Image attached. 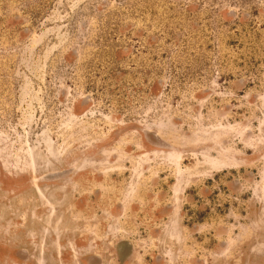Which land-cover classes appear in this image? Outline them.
<instances>
[{
  "label": "rangeland",
  "instance_id": "1",
  "mask_svg": "<svg viewBox=\"0 0 264 264\" xmlns=\"http://www.w3.org/2000/svg\"><path fill=\"white\" fill-rule=\"evenodd\" d=\"M227 9L233 19L224 24L219 14ZM0 55L7 71L0 85V252L20 248L34 256L30 263L58 264L56 243L71 242L76 258L101 246L109 262L106 251L119 224L109 211L121 200L125 212L133 203L140 206L134 217L120 218L133 264H150L152 254L160 264H264V0H0ZM86 97V110L73 114V103ZM146 129L187 131L200 144L221 140L224 155L126 158L125 151L147 149L141 137ZM112 132L107 145L118 156L113 166L107 154L102 164H78L99 167L102 182L25 184L61 169L69 162L65 155L89 150ZM124 165L173 176L166 180L174 210L159 238L138 228L143 197H133V190L144 192V180L127 179L136 184L127 185L130 196H121L120 177L111 180ZM223 167L243 168L254 178L242 181L224 205L219 220L227 222L225 235L210 237V225H201L197 238L179 214L178 196L195 174L202 178ZM211 188L213 198L228 199L216 184ZM96 191L104 204L102 222L96 210L76 208L79 197L90 203ZM219 207L211 204V219ZM75 239L82 246L75 247ZM1 258L0 264H28L12 254Z\"/></svg>",
  "mask_w": 264,
  "mask_h": 264
},
{
  "label": "flooded vegetation",
  "instance_id": "2",
  "mask_svg": "<svg viewBox=\"0 0 264 264\" xmlns=\"http://www.w3.org/2000/svg\"><path fill=\"white\" fill-rule=\"evenodd\" d=\"M223 14H219L222 18V21L224 24L231 23V20L233 19V10L229 12V9L224 10L222 12ZM223 15V16H222ZM241 20H239L240 23ZM21 35V32L18 30V32ZM17 36V34H16ZM150 38V37H149ZM152 38L148 39L146 44L148 48H151ZM151 41V42H150ZM161 56V55H160ZM2 57L3 55H0V85L2 84V80L5 78L4 74H7V71L5 70L6 64H2ZM118 77V76H117ZM0 101L3 100L2 98V91L4 88L0 86ZM89 97H86L84 100H80L78 103H73L71 110L73 114L75 115H82V112L86 110V107L88 106L87 100ZM161 135L156 130H143V133L141 134L142 140L144 141L143 144H145L147 149L140 152V154L131 152V151H125L126 158H136L137 155H144L148 156L149 159L152 158L153 153L160 155V157L164 158H171L173 156L183 155V154H195L201 155L200 153H204L207 151H210L216 155H210L207 158L210 160H214L216 158H220L219 156L224 155V152L221 148L222 143L218 140H210L207 143L200 144V142H195L193 140H190L189 133L186 132H166L162 133ZM153 137V139L148 136ZM115 135L114 133H110L108 137H106L103 140L96 141V144L89 150L75 152L74 154L69 153L64 156V158L67 160L68 163L65 164V166H62L61 169L56 171H51L43 174L42 176H35V178H29V180L25 181V184H30V186H40L41 184L46 185H52V186H59L63 182L66 186L69 188L73 187V185L76 186H82L85 181H99L102 182L103 180V170L99 169V167L96 166L94 169L93 167H85L82 168L78 164H82L86 159H91L92 163L102 164L104 163L102 161L103 155L107 154V165H114L115 159L118 157L116 156L115 152L110 151L111 146L107 145V142L109 139H114ZM175 141L176 143L171 144V141ZM76 155H79L77 161H72L73 159L76 160ZM118 155V154H117ZM218 155V156H217ZM73 162V163H72ZM129 162V161H128ZM151 162V161H149ZM78 165V166H77ZM127 165L121 166L122 172H111L112 179H116V177H120L123 183L117 184L118 186H121L123 193L121 196H128L131 195L128 191L129 188L127 185L130 186H136L135 183H127V179H131V177L134 178H141L144 180V184H147V188H145L144 192H141L138 188H134L133 197L142 196L143 197V206L142 210L141 208L138 209L140 212L142 211L144 219L142 218L141 214L138 215L139 219L141 220L142 226H138L140 231L144 232L146 237L149 238H159L162 235L161 228L164 224L166 225L168 216L172 213L174 210V204L173 200L169 199L170 194L168 192V187L171 186V183L167 182L166 179H172L173 176H164L165 175L162 172L157 174H151L150 167L146 169H141L139 172L131 171L132 168L126 167ZM108 170L110 168L107 167ZM168 169H166L167 171ZM168 174H171L170 171H168ZM138 175V176H136ZM167 175V173H166ZM197 176H193L185 190L182 192V198L178 196V200L183 201L182 207L179 210V214L182 215L185 214V221H187L189 224L188 226V232L190 234H198L200 231L201 225H210V237H222L226 233V227L227 222L223 219L219 220L220 217H222L226 211V208L224 205H228L231 203V197H233L237 192L240 191V185L242 184V181L244 182H250L253 180V173L248 174L246 170L243 168H220L215 172H207L206 176L200 178L198 177L201 174H195ZM21 178V177H20ZM164 180V183L162 186H159L156 184L158 180ZM24 180V178H21ZM41 180H44L46 182L40 183ZM49 180V181H47ZM122 184V185H121ZM140 184V183H139ZM138 184V185H139ZM218 187L219 192H221V195H224L228 197V199H223L222 203L220 202L219 198L215 199L212 197L214 191L212 190L211 186ZM120 188H118L119 190ZM121 190V189H120ZM142 193V194H141ZM95 195L94 199L91 200L90 203H87V197L85 195L79 197L77 199L78 206L76 205V208L83 209L88 212H93L96 210L95 217L100 220L101 222L104 219L103 216V209L104 204L101 199H98V192H93ZM177 200L175 201V203ZM121 200L116 202L113 206L110 208V213L112 215L113 221L119 222L117 228H118V236L115 238L114 244L109 248L108 252L106 251V254L112 258L109 262H104V255L105 252L101 246L98 247L99 251L96 252H89L85 254H81L78 258H76V255L78 252L75 250V248L72 246L71 242H67L64 246L62 243H56L58 245V249L61 248L60 251L55 253V256L62 260L61 263L58 264H72L70 263L73 258L78 259L77 264H133L134 260V251L131 245V242L129 240V236H125L121 233H125L124 230L125 226L121 225L120 218L122 216L131 214V217H134L133 212H135L136 207L134 203L131 204V210L129 212H125V209H123V205L121 204ZM217 203V204H216ZM211 204L220 206L219 208H216V212L214 215V219H211L209 216L212 213V210L210 209ZM75 206V205H74ZM92 215V214H90ZM100 217V218H99ZM143 219V220H142ZM135 221V219L132 220V222ZM197 237V236H195ZM198 238V237H197ZM6 242H8L6 240ZM74 246H82V242L80 240L75 239L74 240ZM224 244L223 241L219 242V248H224L222 245ZM20 248H14L10 249V252H7L8 249L6 246H4L1 249L0 255L2 256L1 261L3 259V256L7 254H12L13 258L22 260V263L28 264H34V262L30 263L29 259L34 257L30 254H27V252H23L19 250ZM26 253V255H29L28 257H20L19 253ZM156 254L150 255V264H160L158 263V257L155 258ZM23 258V259H22ZM110 258V259H111ZM15 259V261H17ZM117 260V261H115ZM25 261V262H24ZM36 264V263H35ZM42 264V263H37Z\"/></svg>",
  "mask_w": 264,
  "mask_h": 264
}]
</instances>
